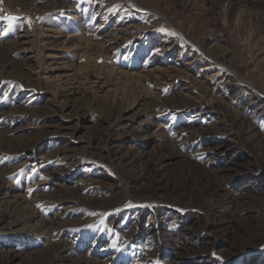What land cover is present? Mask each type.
<instances>
[{"label": "rangeland", "instance_id": "374dc122", "mask_svg": "<svg viewBox=\"0 0 264 264\" xmlns=\"http://www.w3.org/2000/svg\"><path fill=\"white\" fill-rule=\"evenodd\" d=\"M4 15L0 264H264V0Z\"/></svg>", "mask_w": 264, "mask_h": 264}, {"label": "snow or ice", "instance_id": "6c2138e0", "mask_svg": "<svg viewBox=\"0 0 264 264\" xmlns=\"http://www.w3.org/2000/svg\"><path fill=\"white\" fill-rule=\"evenodd\" d=\"M18 19H22V18L11 16V15L0 16V20L7 21V26L4 28L3 32H0V35H7L8 31L10 30V28L12 26V23ZM161 31H162V29H161Z\"/></svg>", "mask_w": 264, "mask_h": 264}]
</instances>
